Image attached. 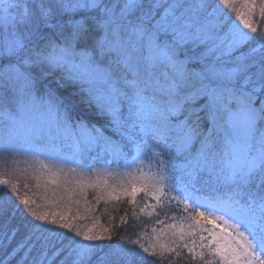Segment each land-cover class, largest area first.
<instances>
[{
    "label": "snow or ice",
    "instance_id": "1",
    "mask_svg": "<svg viewBox=\"0 0 264 264\" xmlns=\"http://www.w3.org/2000/svg\"><path fill=\"white\" fill-rule=\"evenodd\" d=\"M21 163L132 223L37 211L0 173V264H264V0H0V165Z\"/></svg>",
    "mask_w": 264,
    "mask_h": 264
},
{
    "label": "trees",
    "instance_id": "2",
    "mask_svg": "<svg viewBox=\"0 0 264 264\" xmlns=\"http://www.w3.org/2000/svg\"><path fill=\"white\" fill-rule=\"evenodd\" d=\"M80 115L85 116L90 123H95L98 126H104L106 124V118L103 116H100L95 113L94 109H88L87 106H82V111L80 112ZM96 155V154H94ZM20 159V158H18ZM89 163L91 161L89 160ZM115 164H113L111 167H114ZM27 167L26 164L21 163L17 168H11V169H5L2 165H0V173L8 172L9 174L12 171L16 172L15 179L19 181V190L21 195H24L25 193L29 196L30 199H35L36 203L31 205L32 207H35L37 211L40 212H47V213H53V212H59V213H68L69 208L71 209V214L75 215L77 211H79L82 215L84 214V208L87 207H94L95 210L87 214L86 219L77 220L74 221V223L81 224V225H87L91 226L94 219H99V224H97V229L100 227H108L109 223L112 225L120 224V217L124 215L125 211L129 213V223L131 224L132 221L130 219L131 216V206L128 204L127 199H124L123 202L117 203L115 201H111L108 204H105L104 202H101L99 205H96L95 200L90 197L89 195L92 194L88 190L87 192V200L90 202L88 205H85L84 203V196L79 194L73 196L72 201H75L79 199L81 203L79 205H76L74 203H71L68 201V194L60 193L62 194L60 197L56 198L54 197V194L51 192L50 188L45 186L44 180H41V186L39 188H36V180L34 178L32 169H28L27 174L20 175V172L23 171ZM7 178V177H5ZM25 183L28 184V188L26 189L24 187ZM52 195V196H51ZM139 199V197H138ZM39 205V207H37ZM23 207V205H21ZM106 209V210H105ZM118 209V210H114ZM109 216H113L114 219L112 221H109ZM141 219L147 224L146 234L143 235L142 241L145 244H149L151 242V239L154 236V233L152 232V228L155 226L159 228V225H154L151 221L148 220L146 216H142ZM171 222V221H168ZM13 223H18V219L14 220ZM179 223V221H177ZM207 227H211V225H206ZM125 226L120 225L118 229H116V234L120 235L124 233ZM128 233L133 232L132 227L127 228ZM135 238V237H133ZM21 239V236L15 237L11 242L0 240V243L7 244V251L9 253L12 252V249H14ZM23 253H20L18 255L8 256V262L9 264H16V261L20 259V256ZM4 253L0 251V257H3Z\"/></svg>",
    "mask_w": 264,
    "mask_h": 264
},
{
    "label": "rangeland",
    "instance_id": "3",
    "mask_svg": "<svg viewBox=\"0 0 264 264\" xmlns=\"http://www.w3.org/2000/svg\"><path fill=\"white\" fill-rule=\"evenodd\" d=\"M68 150L65 149V152H67ZM95 153H92L93 156ZM94 167H97V168H103V163L102 162H97L96 164L93 165ZM65 169H67V167H75V165H65L64 166ZM113 170H116L117 169V165L115 164L114 167H111ZM46 179V178H45ZM61 179L63 180V176L61 177ZM119 177H116L114 181H110V182H119ZM74 186V185H73ZM47 187L50 188L51 192L54 194V197L58 198L60 197L62 194L60 193H64V194H68L67 192H65L64 190V186L63 184H61L59 187H57L56 185H51V184H48ZM88 190L90 192H92L91 195H89L90 197H94V195L96 194L95 190L93 189H87V192ZM60 192V193H59ZM52 196V195H51ZM73 198V197H72ZM156 234H154L153 238L151 239V242L150 243H156ZM167 239V237H164V236H161V242H164L165 240Z\"/></svg>",
    "mask_w": 264,
    "mask_h": 264
}]
</instances>
